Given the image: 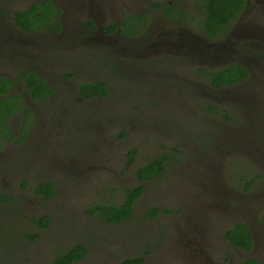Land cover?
<instances>
[{"label":"flooded vegetation","instance_id":"obj_1","mask_svg":"<svg viewBox=\"0 0 264 264\" xmlns=\"http://www.w3.org/2000/svg\"><path fill=\"white\" fill-rule=\"evenodd\" d=\"M35 9L37 13L32 11ZM191 18L200 22V34L193 32L188 28V24L184 23ZM207 26L208 17L202 0H0V84L8 87L6 94H0V100L8 95L13 96L7 125L0 124V158L4 154L9 156L5 165L0 164V175L4 173L0 185V241L7 239L8 242L10 236L14 238L13 233L9 237H5V234L7 228L12 229V225L15 226L14 220L16 221L15 217L8 213V220H2L3 212L10 211L16 215V205L24 200L32 202L36 201V197L44 203L58 196V183L45 176L49 168L57 167L63 162V158L66 159V152H73L77 146L67 141L62 143L60 140L65 134L56 128L64 127V123H61L63 121L57 123L60 107L56 110L53 105L45 113L41 112L50 104L49 101L54 99H60L66 105L74 107L78 104L77 101L110 98L113 94L112 82L102 74L100 65L107 67L110 72L120 63L126 65L127 71H130L132 65L138 69L137 72H147L143 74L144 77L153 82L155 87L163 86L171 82V78L167 77L171 70L169 66L180 65L170 56L171 50L177 51L178 47L182 56L192 53L208 64H190L196 67V72L202 73L203 82L200 83L204 85L205 92L197 98H213V101L222 98L233 99L236 108L239 105L243 110H248L253 106V110L264 112V0H246L244 7L237 11L231 23L217 26L214 36ZM97 62L99 64H96ZM234 64L245 67L248 75L231 85L216 87L212 84L208 71H218ZM82 68L93 72L95 76L81 80L79 75ZM152 68H155L154 72H149ZM161 75L166 78L159 80ZM255 96H259L260 100L255 99ZM6 105L9 103L6 102ZM207 107L213 110L216 106ZM108 113L99 112L98 115L105 116ZM39 115L43 117L46 125L37 129ZM12 117L19 120L18 131L12 124ZM133 117L134 114L125 112L118 120L127 122L128 118H132L140 128L138 133L144 132L141 129L142 118L140 120ZM0 123H3L1 118ZM70 126L73 129L77 127L73 121ZM22 130L24 135L21 134ZM238 131L241 130H235V139L246 137L245 141L250 146L258 145L260 139L261 145H264L263 127L247 130L241 135ZM261 131L263 134H259ZM124 133L126 135V132ZM118 138L125 139L126 136H122L121 132ZM159 146L164 147L162 144ZM119 148L117 142L104 146L105 151L100 157L117 155L114 150ZM172 150L178 152L176 148ZM146 155L147 153L143 157ZM148 155L150 159H162L165 164L164 171L158 175L140 178L138 169L150 159L142 161L131 156L129 166L134 167L136 183L131 179L132 183L124 189L123 200L119 203L125 202L128 189L142 187L143 190L134 201L132 214L119 222L110 223L119 224L128 220L137 204L145 197L149 184L165 175L168 163L166 156ZM224 160L219 156L216 164L220 165ZM26 164L29 165L28 169ZM204 164H199L204 166L201 173H188L192 177L189 186L201 187L204 206L199 208L196 204H173L168 207L153 205L147 210L144 209V217L148 222L165 217L170 238H177L180 234L174 244L179 243L177 247L184 248L187 254H190V251L191 254H198L199 250L190 245L193 244L191 239L184 243V236L205 228V233L215 235V241L219 243L218 251L221 253L224 250L226 261L240 257L242 264H264V192L257 193L256 187V182L261 176L238 171L234 173V178L226 176L228 182L225 178H218L216 173H207ZM81 174L93 178L97 176L98 171ZM197 180L202 184L197 183ZM11 185L13 190L9 191ZM48 186L52 187L53 193ZM174 189L176 200L179 197L178 183ZM227 189L232 194H226ZM259 195L263 201L258 199ZM216 196L219 198H215ZM211 198L225 200L231 209L212 210L211 214L216 220L210 223L204 215L210 213ZM232 202H235V206L230 205ZM43 203L40 205L37 202L40 211L32 212L27 220L30 219L38 227L46 229L53 217L45 212ZM197 213L202 214L201 220L195 219ZM240 224L245 227H240ZM230 235H233L235 240ZM36 237L37 233H28L23 235V240L32 244L39 238ZM161 238L162 244H157L159 241H156L151 249L137 255L131 254L125 257L121 264L127 258L141 259V264H159L158 259L153 258L152 251H162V246L166 247L165 239L168 237ZM248 238L252 240L251 244ZM242 242H248L249 246L242 245ZM3 248L0 247L1 260L4 259L1 257ZM65 250L57 252L51 264L55 262L56 256ZM88 252L83 258L70 264L84 260Z\"/></svg>","mask_w":264,"mask_h":264},{"label":"rangeland","instance_id":"obj_2","mask_svg":"<svg viewBox=\"0 0 264 264\" xmlns=\"http://www.w3.org/2000/svg\"><path fill=\"white\" fill-rule=\"evenodd\" d=\"M184 23L188 24V28L193 32L201 33L199 21L191 18ZM176 49L177 51L171 50L170 56L180 65L169 66L171 70L167 77L171 78V85L167 83L155 87L153 82L144 77L143 74L147 72H137L138 69L132 65L130 71H127L126 65L117 64V68L112 72L100 65L102 74L112 82L113 94L110 98L77 101L78 104L74 107L66 105L60 99L49 101L50 104L41 113H45L53 105L56 110L60 107L57 123L63 121L61 123H64V127L56 128L59 132H65L60 140L62 143L67 141L77 146V149L66 152V159L63 158V162L57 167L49 168L45 176L58 183L59 191L55 199L43 203L34 197L36 201L24 200L17 204L16 215L10 211L2 213V220H8V213L14 216L16 221L14 220L15 226L12 225V229L7 228L5 234V237H9L13 233L14 238L10 236L8 242L7 239L0 241V247H4L1 255L4 259H0V264H51L57 252L75 243H82L89 249L88 256L76 264H121L125 257L151 249L156 241H159L157 244H162L161 236L168 237L165 239L166 247L162 246V251H152L153 258H157L159 264H242L240 257L226 261L224 250L221 253L218 251L219 243L215 241V235L205 233V228L184 236V243L191 239L193 244L190 245L199 250L198 254H191L192 251L187 254L184 248L177 247L179 243L174 244L180 234L177 238H170L165 217L155 222H148L144 217V209L147 210L153 205L168 207L173 204H196L199 208L204 206L201 187L189 186L192 177L188 173H201L204 169L203 165H199L200 162L205 163L207 173H216L218 178L220 176L228 182L226 176L234 178V173L238 171L260 175L261 178L256 182L257 193L264 192V145H261V140L258 139V145L250 146L245 141L246 137L235 139L234 135L237 129L241 130L238 131L240 135L258 127H263L264 130V112L253 110V106L248 108L249 111L243 110L239 105L236 108L233 99L222 98L213 101V98H197L205 92L204 85L200 83L203 82L202 73L196 72V67L190 64H208L202 62L198 55L188 53L182 56L180 48ZM154 69L149 72H154ZM93 76L95 74L90 73L88 69L80 70L81 80L91 79ZM165 78L161 75L159 80ZM254 98L260 100L259 96ZM208 105L216 107L211 110ZM99 112L109 113L102 116L98 115ZM125 112L134 114L133 119L142 118L141 129L144 132L138 133L140 128L132 118H128L127 122L118 120ZM11 120L18 131V118L12 117ZM71 121L77 125L75 129L70 126ZM37 122V129L46 125L41 115ZM121 132L122 136H126L125 139L118 138ZM21 134L24 135L23 130ZM259 134H263L262 131ZM116 142L120 145L119 149L114 150L117 155L100 157L105 151L104 146ZM172 148H176L178 152H173ZM145 153L147 157H143ZM148 154L166 156L168 163L165 175L149 184L145 197L137 204L128 220L119 224L110 223L96 212L95 207L99 204L121 202L123 191L131 185V179L136 183L134 167L129 166L130 157L135 156L145 161L150 159ZM219 156L225 160L217 165L216 159ZM7 157L9 156L4 154L0 158V164L5 165ZM28 168L29 165L26 164V169ZM94 171H98V174L93 178L81 174ZM3 174L0 175V185ZM177 183L179 197L175 200L174 187ZM197 183L202 184L201 181ZM12 187L13 185L9 187V191L13 190ZM227 190L226 194H232ZM258 199L263 201L260 195ZM209 201L211 210L204 218L210 223L216 220L211 214L212 210L231 209L225 200L211 198ZM37 202L40 205L43 203L45 212L53 217L46 229L38 227L30 219L27 220L32 212L40 211ZM230 205L235 206V202ZM201 216V213H197L195 219L201 220ZM33 232L39 237H36L37 241L29 244L23 240V235ZM260 249L261 247L258 248Z\"/></svg>","mask_w":264,"mask_h":264},{"label":"trees","instance_id":"obj_3","mask_svg":"<svg viewBox=\"0 0 264 264\" xmlns=\"http://www.w3.org/2000/svg\"><path fill=\"white\" fill-rule=\"evenodd\" d=\"M202 2L206 9V16L208 17L207 28L211 35L214 36L217 26L228 25L231 23L232 19L236 16L237 11L244 7L246 0H202ZM32 11L37 13L36 9ZM247 75L248 74L245 67L240 64H234L218 71H208V76L212 84L216 87H222L226 84L231 85L235 81L240 80ZM7 92L8 87L0 84V94H6ZM12 98L13 96L8 95L0 100V118L3 120V123H0L1 126L7 125L6 120L9 116V112L12 109ZM6 102H8L9 105H6ZM6 109L8 111H5ZM164 167L165 164L163 163L162 159L152 158L147 164L138 169L137 174L140 178H147L151 175L161 174L164 171ZM47 188L51 193H53L51 186H48ZM142 190V187L130 188L125 194V202L110 205L99 204L96 206V211H98L99 214L109 222H119L132 214L134 201L140 195ZM242 226L244 225L240 224V227ZM230 237L232 239L235 238L233 235H230ZM249 240V243L251 244L252 240ZM247 243L248 242H242L241 244L249 246ZM87 252V247L82 243H78L71 249H67L59 253L56 256L55 262L53 264H70L74 260L83 258ZM141 262V259L127 258L123 264H141Z\"/></svg>","mask_w":264,"mask_h":264}]
</instances>
